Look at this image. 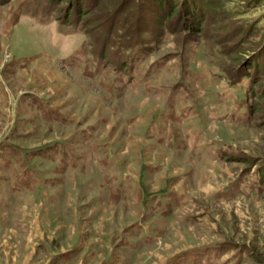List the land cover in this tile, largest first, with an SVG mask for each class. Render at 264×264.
<instances>
[{
    "label": "rangeland",
    "instance_id": "1",
    "mask_svg": "<svg viewBox=\"0 0 264 264\" xmlns=\"http://www.w3.org/2000/svg\"><path fill=\"white\" fill-rule=\"evenodd\" d=\"M53 6L95 35L97 0ZM43 8L0 2V146L51 145L43 157L27 156L38 186L0 173V264H61L69 251L65 264L264 262V188L257 191L255 174L264 170V121L238 123L237 92L215 76L230 62L182 44L176 31L116 71ZM130 8L137 21L155 20L152 0ZM261 14L264 6L242 18ZM62 141L70 150L52 146ZM224 241L252 256L224 249L200 257Z\"/></svg>",
    "mask_w": 264,
    "mask_h": 264
},
{
    "label": "trees",
    "instance_id": "2",
    "mask_svg": "<svg viewBox=\"0 0 264 264\" xmlns=\"http://www.w3.org/2000/svg\"><path fill=\"white\" fill-rule=\"evenodd\" d=\"M39 1L45 7L43 16L48 15L60 25L82 33L84 39L88 41L90 53L96 57V60L99 63L102 61L104 65L113 64L115 70L122 69L116 71L126 70L124 65L130 60L145 57L153 51L155 45L158 46V41H163L167 35L177 31L180 35L178 41L182 44L201 45L203 54L210 55L209 58H225L230 62L227 66L229 69L221 67L215 76L222 78L237 92L235 101L239 104V111L244 112L241 119L237 120L238 123L248 126L255 118L260 117L264 121V92L261 90V81L264 76V22H262L264 14L251 19L242 18V15L264 6V0H152L155 5L153 10L155 20L151 25H148L140 14L137 21L138 15L134 16L130 8L131 5H142L145 0H97L101 17H96L89 24L96 28L97 42L101 45L98 49L93 46V43H97L92 41L93 34L85 28L80 19L69 20L67 16L64 18L58 15L53 6L54 0ZM229 3H233V6L228 5ZM81 14L79 12L77 16ZM105 18L109 20L108 26L101 24ZM133 20L136 22L132 23ZM236 44L239 48H235L233 52L231 49ZM109 55L112 58H108ZM2 143L0 173L5 175L7 173L8 177L22 184L23 188L27 182L30 183L29 181H34L32 183L38 186L40 184L38 177L41 176L34 173V165L27 156H32L34 153V156L43 157L41 149L51 145L28 149L13 144L10 140ZM60 145H63L65 150L69 149V144L63 141L55 142L52 146L59 148ZM226 155L227 152L222 150L218 156L223 158ZM251 167H254L252 163L245 171ZM255 174L258 181L257 191H261L264 188V170L256 166ZM2 221L3 218L0 215V223ZM148 235L154 236L152 233ZM150 241L146 244H150ZM201 248L194 249L198 251ZM205 249L204 252L201 251L202 254H199L200 257L205 256L207 261L213 259L211 255L217 251L224 252V249L227 251L235 249L239 254L246 252L249 258L252 256L245 245L229 241L208 244L205 245ZM256 262L264 264L258 259Z\"/></svg>",
    "mask_w": 264,
    "mask_h": 264
},
{
    "label": "crops",
    "instance_id": "3",
    "mask_svg": "<svg viewBox=\"0 0 264 264\" xmlns=\"http://www.w3.org/2000/svg\"><path fill=\"white\" fill-rule=\"evenodd\" d=\"M151 241H152V238H151ZM73 255H75V253H73V251H69L66 254H62L61 257H59L57 260L60 261L61 264H65L63 262L69 261Z\"/></svg>",
    "mask_w": 264,
    "mask_h": 264
}]
</instances>
